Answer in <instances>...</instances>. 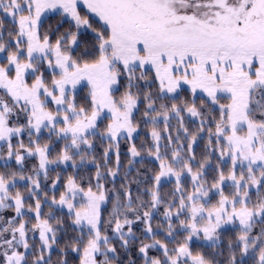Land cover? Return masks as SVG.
Returning a JSON list of instances; mask_svg holds the SVG:
<instances>
[{
  "label": "snow or ice",
  "instance_id": "snow-or-ice-1",
  "mask_svg": "<svg viewBox=\"0 0 264 264\" xmlns=\"http://www.w3.org/2000/svg\"><path fill=\"white\" fill-rule=\"evenodd\" d=\"M0 14V264H53L57 249L55 264H123L134 245L142 264H264V0H0ZM125 141L129 172L142 152L158 162L143 194L142 179L116 186Z\"/></svg>",
  "mask_w": 264,
  "mask_h": 264
},
{
  "label": "trees",
  "instance_id": "trees-1",
  "mask_svg": "<svg viewBox=\"0 0 264 264\" xmlns=\"http://www.w3.org/2000/svg\"><path fill=\"white\" fill-rule=\"evenodd\" d=\"M85 11L86 10L82 7L81 13L85 14ZM0 18H3L5 20L6 27H8V28L11 27V23H10L8 18L2 17V14H0ZM90 19H92V18L90 17ZM60 20H61V16L59 14L50 15L46 18L44 28L47 29L49 26L55 28L59 24ZM93 23L95 26V21H93ZM67 28H68V24H67V22H65L61 27V31H64ZM86 94H87V88L83 87L80 95L84 96ZM184 95H185V97H187L188 92H185ZM186 121H187V118H186ZM172 124L173 125L175 124L174 120L172 121ZM189 127L194 128L195 124H189ZM149 131H150V127H145L141 123L140 130H139L137 137H136V140H135V143H136L138 148H140L144 144H150L151 141H150V137L148 135ZM44 140L45 141L47 140V133L46 132L44 133ZM27 142H28L27 138H25V143H27ZM204 143H205V141H200L198 146L195 149L198 159L200 157V154L204 150ZM54 144L56 145L57 150H58L60 147V144L58 142H55V141H54ZM128 147H129V145H128L127 141L122 142L120 145V163H121L122 167H121L120 174L116 180V186H117V188H119L121 184L127 183L128 181L141 180L142 179L143 181H145L143 184L138 186L136 183H132L131 188L133 190L134 195L137 193L138 187H139L140 193L143 194V190L145 188L151 186V176H152L153 172L158 171V162L154 161L151 157H148L146 153L142 152L141 157L136 158L137 162L132 166V169L129 172ZM102 150H103V147L98 143L97 147H96V155H97L98 160H99L100 156L102 155ZM141 160H142V162H141ZM114 163H115V156H112V160L110 161V164L114 166ZM8 164L12 168L17 167L15 165L14 161H9ZM36 164H37L36 158H34V157L26 158V160H25L26 174H30L32 167ZM4 165H5V161L0 162V171L5 170ZM214 165H215V158L213 160V168H210L207 172L209 180H211L212 177L215 176ZM76 172H79V175L82 177L92 176L95 173V166L92 164H87L86 166L80 167L78 169H73L71 166L65 167L63 165H61L60 167L53 166V170H50V172H49V180L47 182L42 181V186H44L45 190H47V185L51 184L52 179L55 178V176L57 174H59L62 178H66L67 176L73 175ZM126 175H127V180H125ZM183 182L186 186H190L189 178L185 177ZM25 183L26 182H24V181L20 182L19 187H21V190H23V186ZM104 183L106 184V187H108V188L112 187V184L110 182L104 181ZM62 185H63V179L61 180V184L57 186L59 191H63ZM174 187H175L174 179L168 178V179L162 180V194L167 195L168 193H170L172 191V189ZM226 191H230V188H226ZM144 199H148V197L145 195ZM213 202H215V199L213 200ZM111 207H112V205L109 204V205H107L106 210H103V214L105 217L108 216V213L110 212ZM162 212H163V207H161V209H160L161 214H162ZM2 214L6 218L14 215V213L11 210H6ZM161 220H162V215H157L156 219L153 221L154 226L156 224L160 223ZM134 231H136L137 236H141V237L143 236V233L141 232V226L140 225L134 226ZM69 234L71 235V230L69 231ZM109 235H111V233H109ZM232 235H233L232 232L226 233L227 237H231ZM157 238L158 239H164L163 235H159ZM37 243H38V241H37ZM169 246L171 247L172 245L170 244ZM199 247H200L199 243L194 245L195 250H199ZM61 248H63V242L61 243ZM118 251L121 254L120 255V261H122L123 264H127L129 257L132 259H136L137 264H142V261L139 260V258H138V254H137L135 245L132 247V251L128 254H125L122 249H118ZM150 254L156 255V256L160 255L159 252H155V251L150 252ZM226 255H227V252L225 251V256ZM59 258H60V253H59V249H57L53 254V264H55L56 260ZM66 258L68 260V264H79L78 258L76 256V254H74V253L69 252ZM117 264H120V262H117Z\"/></svg>",
  "mask_w": 264,
  "mask_h": 264
},
{
  "label": "rangeland",
  "instance_id": "rangeland-1",
  "mask_svg": "<svg viewBox=\"0 0 264 264\" xmlns=\"http://www.w3.org/2000/svg\"><path fill=\"white\" fill-rule=\"evenodd\" d=\"M55 14H59L58 12L57 13H51V14H48V16H50V15H55ZM47 16V17H48ZM47 25V24H46ZM2 161H4V160H0V162H2ZM165 179H168V178H162V180H165Z\"/></svg>",
  "mask_w": 264,
  "mask_h": 264
}]
</instances>
